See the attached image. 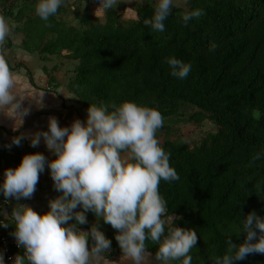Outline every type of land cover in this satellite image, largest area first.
<instances>
[{"label": "trees", "instance_id": "1", "mask_svg": "<svg viewBox=\"0 0 264 264\" xmlns=\"http://www.w3.org/2000/svg\"><path fill=\"white\" fill-rule=\"evenodd\" d=\"M154 5L142 0L133 10L114 8L104 16L75 7L77 24L63 18L62 5L48 21L31 16L32 10L15 13V4L0 13L17 21L13 31L22 32V48L41 58L75 61L67 88L86 112L91 104L132 100L156 107L164 120L184 115L215 126L191 146L158 137L179 175L161 180L159 190L179 216L174 222L197 231L192 264H214L228 240L244 239L243 232H235L246 213L264 217V186L259 187L264 156L253 159L264 151V0H188L173 6L163 31L145 22ZM194 8L204 14L184 23L182 13ZM10 44L7 37L5 45ZM171 55L191 63L187 77L171 74L165 59ZM160 129L168 131L169 125ZM10 143L2 141L0 150L5 168L32 152L28 146L9 148ZM117 244L112 241L111 252ZM149 248L154 253L155 245ZM234 264H264V253Z\"/></svg>", "mask_w": 264, "mask_h": 264}, {"label": "clouds", "instance_id": "2", "mask_svg": "<svg viewBox=\"0 0 264 264\" xmlns=\"http://www.w3.org/2000/svg\"><path fill=\"white\" fill-rule=\"evenodd\" d=\"M86 0H84V3ZM121 0H98L96 16H104ZM64 0H36L35 10L45 21L56 14ZM177 0H156L153 15L145 21L163 31L164 21ZM204 14L202 8L186 10L182 20L188 23ZM11 26L0 13V50L9 36ZM173 76L185 78L192 69L175 55L165 58ZM43 92L39 106H43ZM28 96L17 91V81L5 57L0 54V113L12 118L13 129H19L31 108L22 103ZM164 117L156 108L132 100L119 103L91 104L85 120L74 118L70 125H61L49 116L47 129L20 132L11 143L20 145L28 139L32 146L43 140L54 154L51 158L41 151L25 152L18 164L6 167L0 179V193L5 202L14 198L17 203L10 213L0 210V216H11L12 222L0 219V225L14 226L12 235L18 252L10 264H101L112 247L111 239L101 227V220L117 229L115 239L124 255V264H192L191 250L196 246L195 228L176 224L167 200L159 190L161 180H178L179 175L170 163L156 133ZM264 151L253 159H260ZM47 169L58 194L48 199V207L38 212L20 202L36 191L40 173ZM5 166V165H4ZM264 186V180L259 187ZM91 211L95 221L88 229L86 213ZM257 229L259 231H257ZM240 242L228 240L221 255L212 258L214 264H234L250 253H264V217L255 210L245 214L238 230ZM152 244H149L148 241ZM149 245H155L154 253ZM0 264H9L0 251Z\"/></svg>", "mask_w": 264, "mask_h": 264}, {"label": "crops", "instance_id": "3", "mask_svg": "<svg viewBox=\"0 0 264 264\" xmlns=\"http://www.w3.org/2000/svg\"><path fill=\"white\" fill-rule=\"evenodd\" d=\"M96 1L97 0H86V2L84 3V0H64L62 6L63 8L66 9L71 8V10L75 7H81V8L86 7L88 9H93ZM141 1L142 0H121V2L115 8L120 10L122 7H125L128 10L129 9L133 10L131 8L133 6L138 5ZM152 1L156 2V0H152ZM1 3L2 0H0V4ZM15 5L17 8H19V10L23 9V7L25 6H29L31 10L32 8H34L35 10L36 0H19L15 3ZM6 18L9 20L11 19L9 17ZM10 26L12 27V24H10ZM20 37L21 36L15 34L13 30L10 31L8 39L11 41L12 44L4 45L6 47V50L4 49L3 46V49L0 50V54H2L5 57V59L7 60L10 66V69L12 70L15 76V79L17 81L18 93L20 95L28 96L22 101V103L28 105L31 108V111L30 114L24 118L23 125H21L19 129H15V130L12 127V123H13L12 118L4 113H0V150L2 149V141H11V137L13 135H16L20 132H32L42 128L47 129V122L49 116H55L61 125H70L71 121L74 118L85 120L87 117L86 110L82 108L81 104L77 101L76 96L72 93H68L63 88L62 86L63 84L61 85L62 83L61 81L58 80L55 81L53 79L52 83H54V85H50L49 84L50 77H49V80L44 82L45 79L43 78V73L41 72L47 71V69L45 68L49 65L46 64V62L53 60V58H51L53 57V55L49 56L47 60L43 59L42 61L41 60L38 61L39 57L38 55H36L37 54L36 51L26 50L22 48V46L20 47L21 49L13 48L14 46L18 47V43L21 41ZM17 50H19V52H17ZM58 63L60 64V62ZM33 67H35V71L38 73L37 74L38 76L36 77L35 75L33 76L34 74ZM16 68H19V71H17ZM38 82H43L44 84L42 85L41 83ZM53 88H56V92L58 96H55V94L52 91H50ZM41 92H43L42 101H44V98H46L47 100L46 102H43L42 107L39 106L37 103L39 102V94ZM32 98H34L37 102ZM72 105L75 106L74 109L76 110V112L71 110H66V107L68 106L71 107ZM20 145L30 147L32 151H41L49 158H51L52 155H54L50 153L49 150L46 148L43 140H41V143L39 145L34 147L29 143V140L26 138L22 141ZM14 164H18V163H14ZM2 165L5 164L2 162V152H0V167H2ZM57 194H58V190L53 187V181L46 165L45 170L40 173V178L36 187V191L34 192L33 196L30 198H21L20 202L27 203L31 205L34 209H36L38 212H40L48 207V199L50 197H54ZM0 196L2 198V193H0ZM16 203L17 201L14 198H10L7 201V205L4 207L2 211L10 213ZM86 215L89 223L80 225L82 229H88L90 223L95 221V217H93L94 214L92 212L90 213L87 212ZM5 217L7 218L9 223L12 222L10 215H7ZM111 229L112 227L108 230H104L102 227V230L105 232V234L108 237ZM111 250L109 251V253L104 254V258L102 259L101 264L120 263L119 257L121 256L116 254L117 253L116 251L111 252ZM114 252L116 253L114 254ZM152 261L155 262L153 258ZM122 264H124V262Z\"/></svg>", "mask_w": 264, "mask_h": 264}, {"label": "rangeland", "instance_id": "4", "mask_svg": "<svg viewBox=\"0 0 264 264\" xmlns=\"http://www.w3.org/2000/svg\"><path fill=\"white\" fill-rule=\"evenodd\" d=\"M187 1L188 0H177L176 6H183L184 4H186ZM25 10H31V9H30L29 6H25V7H23V11H25ZM14 11H15V13H17L19 11V8L16 7ZM70 12H71V8H68V9L65 8L64 13L61 12V15H63L64 19L70 20V22H72L73 24H77V20H73L72 19V14ZM35 13H36V10H34V8H32V11L30 12V15L33 16ZM26 16H28L27 13L23 14L21 17L24 20L26 18ZM7 20H8V23L12 24L11 31L14 30L13 26H15L17 24V21H15L13 19V16H12V18L10 20L9 19H7ZM33 32H34V29H33ZM14 33L18 34L19 36H21L20 39L23 38L22 32L14 31ZM20 47H21V41L18 43V47L14 46L13 48L21 49ZM4 49L6 50L5 46H4ZM17 52H19V50H17ZM36 53H37L36 55H38V57H39L38 61H40V60L42 61L43 59L47 60V58L49 56H51V55H46L43 58H41L43 55H40L38 52H36ZM51 58H53V60L49 59L50 61L46 62V64L49 65V66H47L45 68V69H47V71L46 72L45 71L41 72V73H43V78L45 79L44 82L48 81L49 77H50V83H49L50 85H54V83H52L53 79L55 81L56 80L61 81L62 83L61 82L60 83H61V85L63 84L62 85L63 88L68 93H72L67 88V80L72 75L71 72H72V69H73L75 61L74 60H67V59H64V58H60V57L55 56V55H53V57H51ZM58 62H60V64ZM16 70L19 71V68H16ZM33 70H34L33 76L34 75H35V77L38 76L37 75L38 73L35 71V67H33ZM38 83H41L42 85L44 84L43 82H38ZM50 91H52L55 94V96H58L57 92H56V88H53ZM46 101H47L46 98H44V101H42V102H46ZM74 108H75V106L72 105L71 107H69V106L66 107V110H71V111L76 112V110ZM187 110L191 111L190 108H188ZM166 124L169 125V130L166 131L164 129H160L159 128L157 130V133H156L157 137H162V136H164V138L165 137H169L170 139H175L176 141L185 142V143H187L190 146L193 143H197L199 141V139L207 131L213 130L215 128V126L207 118L203 119L201 122H196L195 123V122L187 120V117L184 116V115H181L180 117H177V118L165 119L163 125H166ZM101 224H102V227H103L104 230H108V229H110L112 227L109 223L104 222L103 220L101 221ZM116 232H117V229L112 227V229L110 231V234H109V238L113 242L118 243L116 241V239H115V233ZM114 251L117 252V253L114 252V254L116 253V254L121 256V257H119L120 258V263L119 264H122L124 262V255L121 252L119 244H117V247L114 248ZM153 264H156V262H153ZM172 264H176V263L172 262Z\"/></svg>", "mask_w": 264, "mask_h": 264}, {"label": "built area", "instance_id": "5", "mask_svg": "<svg viewBox=\"0 0 264 264\" xmlns=\"http://www.w3.org/2000/svg\"><path fill=\"white\" fill-rule=\"evenodd\" d=\"M17 1L19 0H2V3L0 4V12L7 11L9 6H13ZM3 166L4 165L0 167V179H2L5 170V166ZM4 203L6 204L7 202H5V200H2L0 196V210L4 209ZM0 219H4L6 222H8L5 216H0ZM13 231L14 226H12L11 224H9L7 227L0 225V250L3 251L4 258L7 262H9V264L18 252H23L22 248L17 247V242L12 235Z\"/></svg>", "mask_w": 264, "mask_h": 264}]
</instances>
